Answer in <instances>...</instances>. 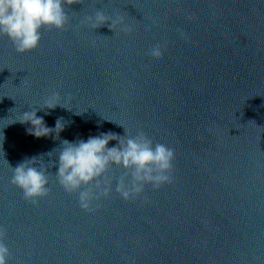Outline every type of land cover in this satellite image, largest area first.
I'll use <instances>...</instances> for the list:
<instances>
[{"label":"water","instance_id":"95a60500","mask_svg":"<svg viewBox=\"0 0 264 264\" xmlns=\"http://www.w3.org/2000/svg\"><path fill=\"white\" fill-rule=\"evenodd\" d=\"M65 10V27L42 30L35 50L18 53L0 36L8 264H264V0H78ZM98 10L123 15L132 31L81 25ZM155 45L161 58L148 54ZM53 92L71 110L37 115L49 127L64 118L60 140L13 123ZM118 124L174 151L171 183L125 201L115 191L125 170L113 167L112 193L91 212L55 166L36 205L11 183L26 157L98 131L124 135Z\"/></svg>","mask_w":264,"mask_h":264},{"label":"clouds","instance_id":"9594fccd","mask_svg":"<svg viewBox=\"0 0 264 264\" xmlns=\"http://www.w3.org/2000/svg\"><path fill=\"white\" fill-rule=\"evenodd\" d=\"M73 3H78V0H0V36H6L18 53L35 50L39 46L42 30H60L65 27L68 22L65 9ZM81 25L91 30L106 26L112 32L132 31L123 15H107L99 10L85 16ZM180 34L183 37L184 34ZM148 54L152 58H161V46L155 45ZM37 106L20 113L13 123L29 125L25 133L36 139L47 138L55 133L52 138L60 140V133L66 126L64 118L57 117L54 127H49L44 116H38L37 112L44 111V115H50L51 112L46 110H54L58 106L65 110L71 109L65 106L64 100L56 92ZM118 125L123 127L124 135L98 131L97 134H89L86 139H63L58 149L26 157L16 167H11V183L23 192L26 200L36 205L50 191L48 169L55 166L57 171L54 176L58 184L65 192L78 194L79 206L87 212L94 210V201L111 195L113 179L107 173L113 167L125 170L124 175L116 180L115 186L116 193L125 201H135L146 185L158 189L171 183L174 151L162 143L154 144L142 131L132 136L124 125ZM110 141L117 143L109 147ZM53 152L56 160L45 164L44 155L51 157ZM4 240L5 232L0 227V264H8L10 254Z\"/></svg>","mask_w":264,"mask_h":264}]
</instances>
